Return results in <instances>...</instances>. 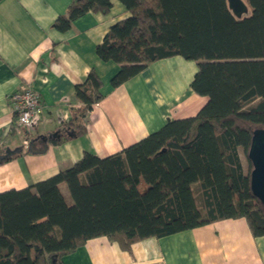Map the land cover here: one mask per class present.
Listing matches in <instances>:
<instances>
[{
  "label": "trees",
  "instance_id": "obj_1",
  "mask_svg": "<svg viewBox=\"0 0 264 264\" xmlns=\"http://www.w3.org/2000/svg\"><path fill=\"white\" fill-rule=\"evenodd\" d=\"M118 1L130 15L96 46L101 61L119 65L111 86L180 56L196 62L191 88L208 101L194 117L169 120L120 153L101 158L85 151L44 181L0 192V264H63L101 237L131 254L137 242L228 219L244 218L254 237H264L252 165L248 159L246 173L240 156L242 150L248 158L253 132L264 128V0H244L250 14L241 17L228 0ZM112 7L113 0H72L53 28L65 33L87 13L108 14ZM102 88L92 69L75 86L82 106L59 132L30 137L28 152L43 154L83 135Z\"/></svg>",
  "mask_w": 264,
  "mask_h": 264
},
{
  "label": "crops",
  "instance_id": "obj_2",
  "mask_svg": "<svg viewBox=\"0 0 264 264\" xmlns=\"http://www.w3.org/2000/svg\"><path fill=\"white\" fill-rule=\"evenodd\" d=\"M72 0L0 1V192L25 189L72 167L88 151L103 158L158 131L169 120L194 117L207 103L191 88L197 64L180 56L150 64L113 88L119 65L96 54L108 30L129 17L118 1L108 14L89 12L65 33L53 28ZM92 69L103 82L104 98L85 119V133L43 154L28 152L16 135L10 97L30 86L42 97L44 113L30 137L59 132L82 104L75 86ZM66 131L74 134V129ZM242 160V150H240ZM243 165L244 161L242 160ZM61 192L69 202L66 185ZM63 264H264V237H254L244 218L216 221L163 238L137 242L132 253L105 237L91 239Z\"/></svg>",
  "mask_w": 264,
  "mask_h": 264
},
{
  "label": "built area",
  "instance_id": "obj_3",
  "mask_svg": "<svg viewBox=\"0 0 264 264\" xmlns=\"http://www.w3.org/2000/svg\"><path fill=\"white\" fill-rule=\"evenodd\" d=\"M13 103L15 122L13 129L21 139L22 145L29 146L30 130L35 121L44 113V103L41 95L32 87L27 86L10 97Z\"/></svg>",
  "mask_w": 264,
  "mask_h": 264
},
{
  "label": "water",
  "instance_id": "obj_4",
  "mask_svg": "<svg viewBox=\"0 0 264 264\" xmlns=\"http://www.w3.org/2000/svg\"><path fill=\"white\" fill-rule=\"evenodd\" d=\"M228 3L237 17H241L249 11L244 0H228ZM247 156L252 165L250 173L251 190L264 208V128H258L253 132Z\"/></svg>",
  "mask_w": 264,
  "mask_h": 264
},
{
  "label": "rangeland",
  "instance_id": "obj_5",
  "mask_svg": "<svg viewBox=\"0 0 264 264\" xmlns=\"http://www.w3.org/2000/svg\"><path fill=\"white\" fill-rule=\"evenodd\" d=\"M248 14H250V10L245 15H248ZM242 160L244 161L245 172L248 173L249 169H250V165H249L248 158L246 157V155L244 154L243 151H242ZM68 199H69V202H70L71 198H70L69 195H68Z\"/></svg>",
  "mask_w": 264,
  "mask_h": 264
}]
</instances>
